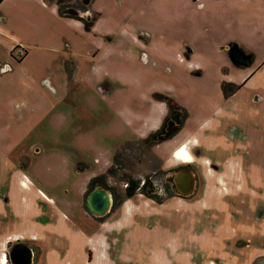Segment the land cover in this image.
Returning <instances> with one entry per match:
<instances>
[{
	"label": "rangeland",
	"instance_id": "rangeland-1",
	"mask_svg": "<svg viewBox=\"0 0 264 264\" xmlns=\"http://www.w3.org/2000/svg\"><path fill=\"white\" fill-rule=\"evenodd\" d=\"M59 1L64 15L98 16L82 44L92 50L84 70L112 110L94 122V139L88 127L89 141L74 148L89 115L85 96L65 102L63 113L78 120L69 118L73 130L50 136L26 126L21 102H0V264H9L16 237L28 240L35 264H264V88L243 84L264 61V35L249 21L253 1ZM13 73H0V96ZM172 110L184 120L172 140L139 141L170 122ZM125 140L134 142L117 151L104 184L120 199L112 194L110 212L91 216L81 189L99 171L95 148ZM177 147L188 157H177ZM31 153L40 154L30 163ZM185 164L197 179L190 197L168 182L169 170ZM20 171L45 193L67 197L55 204L65 214L36 196ZM129 180L147 187L127 199ZM57 183L62 192L52 193Z\"/></svg>",
	"mask_w": 264,
	"mask_h": 264
},
{
	"label": "crops",
	"instance_id": "crops-1",
	"mask_svg": "<svg viewBox=\"0 0 264 264\" xmlns=\"http://www.w3.org/2000/svg\"><path fill=\"white\" fill-rule=\"evenodd\" d=\"M252 1L253 5L251 6L254 9H252L253 12L251 9L248 12L249 21L254 26L253 30L256 34L262 36L264 35V15H259L258 10H260L259 7H263L264 10V0ZM92 6L95 11H101V7L98 8L95 5V1ZM3 7L5 12L0 11V39L7 36L13 44L9 43L7 47L0 49V73L9 71H14V73L5 77L6 81L2 89L5 95L0 96V102L6 103V105L14 101L21 102L26 106V126L29 129L41 127L44 135L50 136L51 131L55 133L62 131V129H65V131L73 130L72 124L68 121L69 118L73 119L74 117L66 116L63 113V109L69 106L65 102L69 97L73 101V99H79L80 96H85V104L89 115L86 116L84 131L81 129L83 132V134H80L81 139L69 144L76 148L79 143L89 141L88 138L85 139V130L88 127L92 130L94 139V122L108 121L112 109L106 104L107 98L99 97L95 92V85L90 79L91 75L89 76L87 71L84 70L89 63L88 58L92 54V50L89 45L82 48V44L83 41L88 40L89 36L86 32L90 31L85 29L81 21L61 16L58 13L56 4H50L46 0H3L0 3V10ZM259 23L263 26H259ZM14 49L21 53L19 57H14L12 54ZM82 78L87 79L81 80ZM245 83L248 86L264 88V61L254 69L243 84L245 85ZM243 84L242 86H244ZM98 111L102 113L100 114ZM12 112L16 115L19 114L15 111ZM117 116L118 113L115 114V117ZM73 121L76 124L78 123L77 118H74ZM157 124L150 127V133L156 129ZM77 137H79V134ZM125 141L109 151L108 149L104 150V147H94L97 150L96 152L99 153L98 157L95 156L94 158L98 161L99 171L93 177L107 171L112 165L115 151ZM38 145H41V143ZM31 147L35 149L33 145ZM41 152H43V149ZM39 154L31 153L30 163L37 159ZM84 168H88V165L85 164ZM20 173L29 181V188L36 196L57 209V212L65 214L64 211L55 208V204L60 199L68 201L67 197L61 198L60 195L45 193L44 189L35 185V181L31 177H28L22 171ZM44 175V178H41L39 172L36 179L46 181L47 175ZM93 177L92 175L85 177V183L81 189L82 200L85 197L88 183ZM47 184H51L50 181ZM62 186V184L57 183L51 186L50 191L56 193L58 192L57 188L62 192ZM69 207L71 208V206Z\"/></svg>",
	"mask_w": 264,
	"mask_h": 264
},
{
	"label": "flooded vegetation",
	"instance_id": "flooded-vegetation-1",
	"mask_svg": "<svg viewBox=\"0 0 264 264\" xmlns=\"http://www.w3.org/2000/svg\"><path fill=\"white\" fill-rule=\"evenodd\" d=\"M177 113L179 112H171V119L174 115H176ZM179 118H180V124L178 125V129L176 130V132H174L172 135H170L167 139L165 140H161V141H155V138L157 136H159L160 134H162V131L163 130H167L165 128V126H168L170 127L171 125L175 124V122L173 120H170V122H167L166 120L163 122V124L161 125L160 128H157V130L155 132H152L154 133L153 135V141L155 143H157V145L159 143H162L164 141H169V140H172L174 138V136H176L177 133L180 132V127L182 126V123H183V116L182 114L179 113ZM191 166L190 164H185V165H174L169 171V173L171 174H174V177H171L170 179L172 181H168L171 186L173 185L175 188L172 187V190L175 192L176 195L178 196H186V197H190L192 196L195 191L197 190V179H196V176L193 172H191L190 169ZM187 174H191L192 175V186H191V189H190V192H187V193H184L180 186H179V183H178V180H177V176L178 175H181L182 177L186 176ZM175 179V183H173V180ZM145 181L142 182V185L139 187L140 190L142 189H146L147 186H145ZM177 188L178 191H176L175 189ZM90 193V192H89ZM88 193V189L86 191V194H85V197H84V201L87 197V195L89 194ZM86 210V207L84 208ZM57 232V231H56ZM55 232V233H56ZM58 234V233H57ZM61 235V234H60ZM63 237V236H62ZM61 237V238H62ZM24 239V237H16L14 238L13 240H9L8 243L9 244V253H10V259H9V264H35L34 262V258L32 257V254H33V250H32V247L30 248L29 245L30 243L28 242V240H22ZM36 239V238H35ZM29 243V244H28ZM20 249V252L22 254V250L25 251V253L27 254V258L25 259L23 256H22V259L19 258V257H16V253L17 251ZM34 255V254H33Z\"/></svg>",
	"mask_w": 264,
	"mask_h": 264
},
{
	"label": "water",
	"instance_id": "water-1",
	"mask_svg": "<svg viewBox=\"0 0 264 264\" xmlns=\"http://www.w3.org/2000/svg\"><path fill=\"white\" fill-rule=\"evenodd\" d=\"M172 120L175 124L171 125L167 128V130H163L162 134L159 135L158 140L161 141L167 139L170 135H172L178 129V125L180 124L179 113L176 116L172 117ZM192 175L187 174L186 176L182 177L181 175L177 176V180L181 190L184 193L190 192L192 186ZM112 194L106 191L104 188L100 186H96L86 197L85 199V207L87 212L94 217H103L107 213L110 212L112 208ZM16 257L22 259V254L20 249L16 253Z\"/></svg>",
	"mask_w": 264,
	"mask_h": 264
},
{
	"label": "trees",
	"instance_id": "trees-1",
	"mask_svg": "<svg viewBox=\"0 0 264 264\" xmlns=\"http://www.w3.org/2000/svg\"><path fill=\"white\" fill-rule=\"evenodd\" d=\"M3 0H0V3L2 2ZM51 2H55L57 8H58V13L61 15V16H64V17H71V18H75L79 21H81L85 27V29L87 31H90L92 29V27L94 26V23L95 21L98 19V16L92 18L91 20H87L86 18L84 17H78V16H74V15H64L63 13V8H62V2L59 1V0H49ZM79 1V0H77ZM153 135L154 133H150L147 137L145 138H142L140 139L139 141L143 142L145 145H150L151 143H154L155 142L153 141ZM130 142H134L132 140H126L124 143H122L118 148L117 150L115 151L114 155H113V161H112V165L107 169V171L101 175H98L96 177H93L89 183H88V193L91 192L96 186H100L106 190H109L108 187L105 184V177L107 175L111 176L113 175V164L115 162V154L117 153V151L122 147V145L124 144H127V143H130ZM157 144V143H156ZM152 145V144H151ZM137 190H140L139 187L137 186V183L135 182H132V181H128L127 183V188L125 190V197L128 199L130 198L132 195H134L135 191ZM113 196H114V200L117 201V199L119 200L120 199V196H118L116 194V192L113 191ZM114 205L117 206V204L115 203Z\"/></svg>",
	"mask_w": 264,
	"mask_h": 264
},
{
	"label": "bare ground",
	"instance_id": "bare-ground-1",
	"mask_svg": "<svg viewBox=\"0 0 264 264\" xmlns=\"http://www.w3.org/2000/svg\"><path fill=\"white\" fill-rule=\"evenodd\" d=\"M173 153L177 156V157H179V158H181V159H185V158H187L188 157V155H187V152L185 151V149H184V147H177V148H175L174 150H173ZM14 175V174H13ZM16 176V175H15ZM21 187H24V188H27L28 189V186H27V184L25 183V182H23V183H21ZM4 186V185H3ZM3 189V188H2ZM14 198H15V196H14ZM50 202V201H49ZM28 221V220H27ZM21 223V222H20ZM101 231V230H100ZM109 233V232H108ZM96 236V235H95ZM94 239V238H93ZM126 240V239H125ZM22 256L26 259L27 258V254L25 253V251L24 250H22ZM87 258H88V256H87ZM88 261V260H87ZM97 264V263H96Z\"/></svg>",
	"mask_w": 264,
	"mask_h": 264
}]
</instances>
